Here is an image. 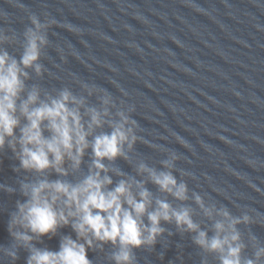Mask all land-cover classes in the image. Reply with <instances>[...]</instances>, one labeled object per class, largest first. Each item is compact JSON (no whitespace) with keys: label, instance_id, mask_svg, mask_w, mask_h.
<instances>
[{"label":"water","instance_id":"water-1","mask_svg":"<svg viewBox=\"0 0 264 264\" xmlns=\"http://www.w3.org/2000/svg\"><path fill=\"white\" fill-rule=\"evenodd\" d=\"M0 13L6 17L0 31L7 37L0 48L17 60L30 15L57 22L42 50V74L29 71L25 94L35 87L45 99L67 88L84 97L86 107L100 109L99 95L107 93L117 104L107 119H116L120 105L134 108L136 143L125 147L126 158L105 161L111 187L127 178L142 182L153 207L161 199L173 208H189L211 237L214 219L195 203L199 195L205 205L227 208L233 217L249 215L252 223L238 225L246 246L242 258L264 246V0H0ZM82 85L97 95L88 96ZM107 119L94 134L111 131ZM171 153L179 157L173 174L188 188L183 202L137 171L141 164L165 170L162 161ZM92 159L89 149L78 170L65 162L66 177L53 172L40 177L20 169L7 146L0 151V188L12 190H0V264L28 259L8 231L17 203L24 200L20 186L41 178L79 183ZM162 227L153 249L135 251V264H219L217 255L193 242L195 233L175 222ZM65 236L76 238L71 227H61L55 236L33 242L55 251ZM10 250L16 251L14 261ZM116 250L95 244L88 258L92 264H113Z\"/></svg>","mask_w":264,"mask_h":264},{"label":"clouds","instance_id":"clouds-1","mask_svg":"<svg viewBox=\"0 0 264 264\" xmlns=\"http://www.w3.org/2000/svg\"><path fill=\"white\" fill-rule=\"evenodd\" d=\"M0 19H6L3 13ZM56 23L54 19L41 21L30 15L18 60L0 48V151L7 146L16 155L20 169L40 177L49 172L66 177L65 162L78 170L89 149L93 159L89 174L79 183L41 178L20 186L24 200L17 203L8 231L15 248L28 251L26 264H92L88 252L95 244H111L117 249L113 264H135V251L153 249L163 236L162 222H175L178 229L195 233L193 242L203 251L217 255L219 264H260L264 246L256 247L252 258H242L246 246L238 225L252 223L249 215L233 217L227 208L207 206L199 195H194L205 216L214 219V235L209 237L194 222L189 208H173L161 199H156L153 207L152 195L144 183L127 178L111 187L113 181L108 173L112 170L105 161L126 158L125 147L131 149L136 143L138 124L131 116L134 108L120 105L116 119H107L111 109L117 108L107 93L99 95L100 109L86 107L85 98L67 88L45 99L35 87L25 94L29 71L42 74V50L48 47L47 33ZM6 39L0 31V44ZM82 88L88 96L97 95L93 87ZM84 115L88 117L86 123ZM106 119L111 131L94 134ZM178 159L171 153L162 161L165 170L141 164L137 171L146 173L162 193L183 202L188 199L187 184L178 182L173 174ZM61 227H71L76 238L65 236L55 251L35 246L34 238L55 236ZM7 254L13 261L17 258L15 250Z\"/></svg>","mask_w":264,"mask_h":264}]
</instances>
